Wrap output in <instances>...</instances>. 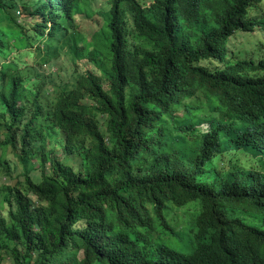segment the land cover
Returning <instances> with one entry per match:
<instances>
[{
  "label": "trees",
  "instance_id": "obj_1",
  "mask_svg": "<svg viewBox=\"0 0 264 264\" xmlns=\"http://www.w3.org/2000/svg\"><path fill=\"white\" fill-rule=\"evenodd\" d=\"M263 1L0 0V147L23 166L40 153L0 189V264H264V173L240 157L264 154V61L225 50L264 28L250 14ZM95 11L79 47L75 18ZM63 49L92 69L45 77ZM53 131L83 170L44 152ZM192 202L191 254L146 238L168 227L166 208Z\"/></svg>",
  "mask_w": 264,
  "mask_h": 264
},
{
  "label": "rangeland",
  "instance_id": "obj_2",
  "mask_svg": "<svg viewBox=\"0 0 264 264\" xmlns=\"http://www.w3.org/2000/svg\"><path fill=\"white\" fill-rule=\"evenodd\" d=\"M30 0H22L23 4ZM144 5H149L153 0H139ZM22 10L21 8H19ZM18 9V10H19ZM22 12V11H21ZM19 13V12H18ZM252 17H264V1L261 2L256 8L250 11ZM19 19H22L25 22H29V16L19 14ZM75 20L78 22L77 30L80 33V38H83L84 41L78 43V46H83L84 43L89 41L90 35L98 29V22L100 21L97 12L93 14L92 18L85 19L83 22L81 21V16H76ZM225 50L228 55L227 60L231 62H237L242 60H253L256 63L264 61V28L256 24L254 29L250 32L238 31L233 35L232 38L227 41L225 45ZM65 49H63L59 53V59L53 60L49 65H42L39 72L42 73L45 77H49L51 73H56V80H65L67 81L71 73L75 70L77 72H83L85 70L92 69V65H90L86 60H81L75 64H69L67 62L70 61L69 57L65 55ZM67 61V62H66ZM33 65V63L31 64ZM35 65V64H34ZM53 65V66H51ZM203 65H208L212 70L217 67H223V63L220 61H207L204 62ZM38 66V65H36ZM37 68V67H36ZM71 68V71L68 69ZM38 69V68H37ZM53 78V77H52ZM102 87L107 90L108 85L106 82H102ZM21 106L18 105V108ZM185 111H180L179 115L184 114ZM39 122L35 123V127L38 128ZM50 132V131H49ZM62 134L59 131H53L47 136L45 139V149L44 152H49L52 158L58 160L62 163H67L74 169H82L83 170V162L78 156L77 152H73L69 154L65 152L63 147ZM2 139V134L0 131V140ZM38 145H41L38 143ZM19 154V152H18ZM241 160L245 162L250 167L257 169L264 173V154L256 153L252 150H249L248 153L242 154ZM0 158L1 162H7L12 170L11 176L5 175L6 167L0 171V189L6 186H13L16 181H23L21 177L23 173L28 171L30 168H38L40 166V153L33 154L29 158V162L26 166H23L19 163L16 153L13 152L10 146L6 148L0 147ZM49 166V164H47ZM82 166V168H81ZM76 170V171H77ZM1 197H0V206H1ZM199 208L197 207V203L192 202L184 207H178L175 205H170L163 212L164 218L168 223V227L161 225L156 226L155 231L152 234L146 236V238L151 239L152 244L154 246H165L169 247L172 250L181 252L183 254H191L193 251V236L187 235L184 232V228L189 227L191 222L194 220L196 212H199ZM3 211V209H0ZM251 211L246 209L242 211V216L246 219L248 224L255 225L256 227H260V223L257 221H253L250 217ZM156 215H154L155 217ZM182 224V225H181ZM135 237L134 235H132ZM144 243V242H143ZM1 264H11L10 259L3 257V261Z\"/></svg>",
  "mask_w": 264,
  "mask_h": 264
}]
</instances>
